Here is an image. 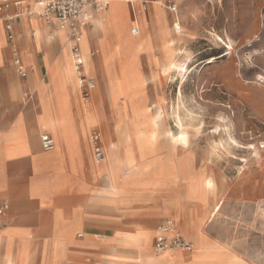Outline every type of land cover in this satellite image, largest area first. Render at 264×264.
I'll use <instances>...</instances> for the list:
<instances>
[{
    "label": "crops",
    "instance_id": "obj_1",
    "mask_svg": "<svg viewBox=\"0 0 264 264\" xmlns=\"http://www.w3.org/2000/svg\"><path fill=\"white\" fill-rule=\"evenodd\" d=\"M20 1L32 6L28 1L33 0ZM233 7L237 12L248 13H236L227 20V25H243L240 36L230 35L228 31L226 39L232 42L234 50L241 46L243 59L238 73L233 69L234 50L231 58H226V64L231 66L233 79L240 81L242 103L259 112L258 117H264L261 103L264 88L252 86L255 76L264 71V0H243ZM105 12L106 9L102 13L89 10L90 22L84 33L95 69L101 68L99 52L95 50L100 51L95 19ZM17 13L18 8L12 7L0 16V208L6 207L8 222L0 230V263L12 260L14 264H138L140 252L124 242V235L140 239L144 233L156 232L155 246L159 227L167 219H173L181 234L194 245L195 241L202 240L226 249L218 253L219 260L215 263L231 251L249 264H264L242 256L206 232L207 223L214 219L212 212L221 203H218V187L215 193L204 187L191 192L189 187H180L177 182L170 184L162 177L147 194L139 197L127 185L115 197L101 194L104 178L100 175L101 169L95 166L99 163L94 157L91 129L81 120L80 90L68 79L71 52L67 34L47 26L41 19L19 16L13 22L14 39L10 40L3 19ZM249 21L248 29L244 25ZM178 22L183 27L182 21ZM14 48L29 71L27 78L17 73ZM42 95H49L57 109L60 98H67L71 113L66 139L56 138L52 131L42 127V109L34 100L35 96ZM94 132L103 138L102 132ZM44 135L54 138L53 151H43L41 137ZM114 140L117 141L116 137ZM103 148L105 151L104 144ZM138 201L151 203L149 211L140 215L151 216L148 223L137 221L138 210L132 204L137 207ZM169 203L182 207L181 222L170 216L153 229L159 219L169 216L170 212L165 209ZM192 254L194 251H180L174 262L191 264Z\"/></svg>",
    "mask_w": 264,
    "mask_h": 264
},
{
    "label": "rangeland",
    "instance_id": "obj_2",
    "mask_svg": "<svg viewBox=\"0 0 264 264\" xmlns=\"http://www.w3.org/2000/svg\"><path fill=\"white\" fill-rule=\"evenodd\" d=\"M33 1L28 2L33 6ZM157 1L144 6L138 0H114L110 2L103 15L97 16L104 20L103 24H97L95 27L98 33L96 43L100 51L95 50L99 52L102 69L98 67L95 69L90 60V50L86 46L87 71L90 73L89 76L97 79V88L90 98L89 106L85 104L80 93L81 120L88 129H91L90 139L96 130L103 134L105 159L99 165L94 164L101 169L100 175L104 178V189L106 178L103 176L102 166L110 155V144L115 142L121 150V156H126L125 152L130 147H134L138 154L137 133L140 129L154 133L157 137L158 152L154 158L149 156L145 161L152 164V168L139 170L137 167H128L123 159L118 168L116 194L105 193L104 189L101 194L106 197H115L121 194L127 185L128 190H132L133 194L139 197L147 194L162 177L169 180L170 184L177 182L180 187H189L194 192H198L202 189V181L212 177L219 184L218 203L221 202L222 206L213 221L207 223L206 232L242 256L264 263V149L260 150L261 160H257L251 150L230 148L229 150L236 157L248 159V164L245 166V163L230 158L225 153L226 150L216 148L215 143L220 142L221 138L219 133H213L219 122L218 116L226 112L233 120L235 139L244 146L259 147L264 141V117H258L259 112H253L242 103L239 95L240 81H237L234 88L230 90L224 87L221 80L216 79L223 76L226 70L232 72L231 66L226 64V58L217 59L214 64H207L211 58H219L226 51L217 37L226 40L229 37L228 31L230 35H241L243 25L241 23L227 25V20L236 13L248 14L234 10L233 5L240 4L243 0ZM159 1H162L163 5L168 2L177 4L178 15L171 13L165 6L159 5ZM96 2L103 1L96 0ZM116 7L128 13L130 17L122 37L117 20L110 17L104 18ZM176 16L183 25L179 34L176 33L174 26V23L176 26L179 24ZM249 24L250 21L244 26L249 29ZM136 28L140 30V34L134 36L133 30ZM165 33H170L177 38L183 36L178 40L177 47L183 52L181 59L187 60L189 68L184 79L164 73L157 75L159 73L157 64L162 59L161 49L164 42L161 36ZM84 36L87 40L86 35ZM139 40L142 42L141 47L133 50L129 44ZM233 54L236 61L233 69L235 73H238L240 59H243L241 46L235 47ZM68 57L70 59V55ZM245 59L246 62L249 61L248 58ZM255 81L256 78L252 81V86L258 87ZM73 84L76 89L79 88L76 82ZM263 95L261 103L264 104ZM64 99L60 98L57 109L49 95L34 97L35 104L42 109V116L50 121V127L46 129L52 131L56 138L61 139L69 135L67 127L71 113L68 100ZM197 105H201V109H197ZM85 107H87V113ZM179 107L182 119L187 109H195V114L199 117L195 123L196 127H200V123L204 122L199 135H194L193 130H190L192 143L188 149L176 147L171 141L170 135H178L180 132L176 117ZM157 109H160L161 118L157 117ZM99 116L103 118L99 119ZM114 135L118 136L117 141L114 140ZM168 205L165 209L170 212L167 214L169 216L159 219L153 229L156 230L163 220L170 216L181 222L180 204L175 206L174 203H169ZM150 206L151 203L148 201H138L137 207L132 204V207L138 210L137 221L148 223L151 220V216H140L143 212H148ZM126 208L130 209V206ZM127 212L133 213L129 210ZM144 234L145 236L140 238L144 240L141 242L144 252L138 264H145L146 257L150 256L157 261L174 260L179 253L158 256L154 251L156 232ZM133 238L138 239L136 236L124 235V242L135 246L134 243H127V239ZM194 246L193 259L204 258L207 252L214 254L209 257L208 264H232L233 262L234 254L229 250V255L219 263L214 262L219 260L220 251H226L224 247L208 245L202 240L195 241Z\"/></svg>",
    "mask_w": 264,
    "mask_h": 264
},
{
    "label": "bare ground",
    "instance_id": "obj_3",
    "mask_svg": "<svg viewBox=\"0 0 264 264\" xmlns=\"http://www.w3.org/2000/svg\"><path fill=\"white\" fill-rule=\"evenodd\" d=\"M99 1H103L104 2L106 0H99ZM112 1H114V0H111L110 2H112ZM158 4L162 5V6H165V5H163L162 1H159ZM109 17L117 20V22L119 24V29H120L119 30L120 31V36L122 37L124 35V33H125L127 22L130 19L128 13H125L124 11H122L118 7H116V8H113L107 15H105L104 18L107 19ZM95 22L100 25V24H103L104 20L102 18H97L95 20ZM138 34H140V30H139ZM161 37L164 39V42H163V46H162V49H161L162 59L157 64V67L159 68L158 69L159 73H157V75H161L162 73H164V74H167V75H174V76L181 77L182 79H184L185 76L187 75V73L189 72V68L187 66L188 65L187 64V60H182L181 59V56H182L183 52L177 47L178 40L182 39L183 36L177 38V36H173L170 33H165ZM217 40L222 44V46L226 49V51L224 53H222V55L219 56V58H215V57L211 58L207 62V64H214L217 59H221V58H227L228 57L230 59L231 56H232V52L234 50V46H233L232 42L231 41L227 42L226 40H224L221 37H217ZM140 43H142L141 40L137 41L136 43H130L129 45L131 46V48L133 50H138L139 47H141V45H142ZM80 45H81L82 55H83V58H84V61H85L84 73L87 76H89L90 74L87 71L88 70L87 69L88 52L86 50L87 40L84 38V36H83V39H82ZM0 56H1V53H0ZM71 59H72V55H71ZM71 59H69V61H68L67 74H68L69 78H71L73 80V83L76 82V84L79 87V80H78V78L76 76V73H75L73 59H72V63H71ZM240 67H241V64H240ZM74 74H75V76H74ZM239 76L241 77L240 74H239ZM216 79L217 80L218 79L221 80L224 83V87L227 88V89H230V90L233 89L234 86L237 84V81H235L233 79V75H232V72L230 70H226V72L223 74V76L217 77ZM38 99L40 100V98H37V100ZM84 102H85V104L87 106H89L90 100H88V101L84 100ZM195 109H196V106H195ZM197 109H201V105H197ZM194 110L187 109L186 112H185V117L183 119H182V117L180 115V112H181L180 107L176 111V117H177L178 125H179L178 128L180 129L179 130L180 132H179L178 135H170L171 136V141L174 143V145L176 147L177 146H181L182 149L190 148V145L192 143L191 142V136H190V133H191L190 130H193L194 135H199L201 130H202V128L204 127L203 126L204 122L200 123V127H196L195 123L198 121L199 117H197V115L195 114ZM198 112H200V111H198ZM161 116H162V114L160 112V109H157V117L161 118ZM100 118H103V117L99 116V119ZM218 119H219V122H217L218 124H217L216 129H215V131L213 133L214 134L219 133V137L221 138V140H220V142H216L215 143L216 144V148L226 150L225 153L227 155H229L230 158H232L234 160H239L240 162L245 163V166L248 164V159L236 157L229 150L230 148L231 149H238V150H241V149L242 150H251L252 154L254 155V157L257 160H261L262 157H261V154H260V150L264 149V141L260 143L259 147H256L254 145L244 146L241 143H239L234 137L235 130H234L233 125H232L233 124V120H232L231 116L228 115L225 112V113H223V115L218 116ZM215 120H217V119H215ZM40 121H41V125H42L43 128H49L50 127V121L48 119H46L45 117L42 116ZM139 131L140 132L137 133L138 134L137 135L138 154L134 150V147H130L128 149V151L125 152L126 156H121V154H120L121 150L118 148V145L115 144V142H113L112 144L109 145L110 155H109L107 161L105 162V164H103V166H102V173H103V176L106 178L105 179L106 180V188L104 189L105 193L114 194V195L116 194V190L118 189V181H117L118 175H119V169L118 168L122 164L123 159H124V162H126V165L128 167H132V168L133 167H137V168H139V170L140 169L144 170V169H148V168L151 169L152 168V164L145 163V161L149 158V156H151L150 158H154L156 156V154L158 152V149L156 147V138L157 137H156V135L154 133H149V132H146V131H142L141 129ZM114 136L116 137V139L118 138L117 135H114ZM216 136H218V135H216ZM130 139L132 140V136H131ZM131 145L133 146V143ZM154 169L155 168L153 167V171H154ZM218 185L219 184H217L215 179L212 178V177H207V178H205L202 181V187H204L206 190H208L211 193H215L216 192ZM192 191L193 190H191V192ZM221 206H222V203L218 204L215 207L214 211L211 214V218H215L217 216V214L221 210ZM71 224H73V223H71ZM65 228H66V226H65ZM128 242L134 243L136 248L139 250L138 252H140V258H139V260L137 262H140L141 259H142V254L144 252V250L142 248V244L140 242V239L139 238L138 239L137 238H135V239L134 238L133 239H127V243ZM176 252H180V251H168V252H166L164 254H161V255H158V256H165V255H169V254L176 253ZM212 255H214V254H210V253L206 252L204 258L194 259V262L191 263V264H208L207 263L208 259ZM127 259L133 260L132 258H127ZM0 264H2V262ZM7 264H14V262L12 260H8ZM145 264H177V263L174 262V260L157 261L155 258L150 256V257H146ZM232 264H249V263H247L241 257H239L236 254H234Z\"/></svg>",
    "mask_w": 264,
    "mask_h": 264
},
{
    "label": "built area",
    "instance_id": "obj_4",
    "mask_svg": "<svg viewBox=\"0 0 264 264\" xmlns=\"http://www.w3.org/2000/svg\"><path fill=\"white\" fill-rule=\"evenodd\" d=\"M111 0L104 2H96V0H35L33 6H26L20 0H2L0 1V16L6 9L18 8L16 15L7 16L3 19L5 28L9 32V39L13 40V22L19 16H27L30 18L41 19L47 26L56 27L58 30L64 31L67 34V41L70 46V52L73 59L76 76L79 80V90L83 100H90L93 92L97 88L96 79L92 76H87L84 73L85 61L81 51V41L85 30L90 22L89 10L93 9L98 13H102L110 4ZM144 6L152 4L157 0H138ZM165 7L173 14L179 12L177 4L168 2ZM146 10V7L144 8ZM1 20V19H0ZM176 33H181L182 27L180 24L175 25ZM139 29L133 30V35L136 36ZM14 61L17 73L21 78H27L29 71L19 58L17 48L13 49ZM91 54V57H94ZM256 84L264 88V71L256 76ZM91 142L94 149V157L98 163L105 159V151L103 148V138L99 132H93ZM41 147L43 151L50 152L56 148V143L53 137L44 135L41 137ZM6 207L0 208V230L8 226L5 220ZM158 236L154 246L157 255L164 254L168 251L193 252L194 244L187 240L178 227V224L173 219H167L158 229Z\"/></svg>",
    "mask_w": 264,
    "mask_h": 264
}]
</instances>
